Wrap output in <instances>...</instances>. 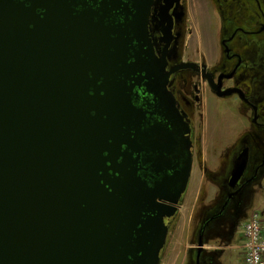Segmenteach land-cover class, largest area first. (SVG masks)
<instances>
[{
    "label": "water",
    "instance_id": "95a60500",
    "mask_svg": "<svg viewBox=\"0 0 264 264\" xmlns=\"http://www.w3.org/2000/svg\"><path fill=\"white\" fill-rule=\"evenodd\" d=\"M158 1L169 41L184 0ZM153 5L0 0V264H159L193 143Z\"/></svg>",
    "mask_w": 264,
    "mask_h": 264
},
{
    "label": "flooded vegetation",
    "instance_id": "af4514ba",
    "mask_svg": "<svg viewBox=\"0 0 264 264\" xmlns=\"http://www.w3.org/2000/svg\"><path fill=\"white\" fill-rule=\"evenodd\" d=\"M157 1L154 0L151 8L150 38L155 53L166 58L167 69L171 72L170 89L185 121L191 126L194 165L201 166L202 159L206 160L198 154L203 140L199 131L202 123H197L204 108V91L209 90L218 101L235 98L249 116L248 131L245 130L239 142L227 149L231 154L221 167L212 172L206 163L202 164L207 177L217 180L220 191L215 205L202 211L195 240L198 242L204 227V245L212 237L230 243L241 222L240 215L250 208L254 188L264 182V0H215L221 20L222 50L216 63L185 57L186 39L192 32L188 27V0L181 11L185 13L184 18L179 19L177 3L169 11L174 21L169 41L162 39L163 33L157 26ZM161 2L158 1L159 6ZM184 63L192 64L185 67ZM245 152L246 169L239 181L231 186L233 171ZM225 247L221 244L209 253L204 247L199 255L195 248L192 264H219L216 258L224 254Z\"/></svg>",
    "mask_w": 264,
    "mask_h": 264
},
{
    "label": "rangeland",
    "instance_id": "374dc122",
    "mask_svg": "<svg viewBox=\"0 0 264 264\" xmlns=\"http://www.w3.org/2000/svg\"><path fill=\"white\" fill-rule=\"evenodd\" d=\"M188 7V27L192 32L188 40L186 39L188 50L185 48V57L216 63L221 58L222 50L221 20L215 9V0H188ZM202 106V114L196 119L198 124L202 123L199 131L203 140L198 154L205 157L206 153L207 159H202V164L206 163V167L214 172L230 156L231 152L228 153V150L248 131L246 129L249 127V116L235 98L218 101L209 90L204 91ZM227 140L231 141L225 145ZM202 164L194 165L188 193L186 192L182 200L179 213L169 231L167 246L161 253V264H192L194 261L193 250L197 246L195 234L202 219V211L215 205L220 191L217 180L207 177ZM256 212L263 218L264 185L262 188H254L252 203L242 218L233 241L226 243L224 240L223 243L215 237L209 238L206 242V252H212L222 244L223 247L226 246V250L216 261L219 264H242L240 228L247 218Z\"/></svg>",
    "mask_w": 264,
    "mask_h": 264
},
{
    "label": "built area",
    "instance_id": "2783aa9c",
    "mask_svg": "<svg viewBox=\"0 0 264 264\" xmlns=\"http://www.w3.org/2000/svg\"><path fill=\"white\" fill-rule=\"evenodd\" d=\"M256 212L245 222L242 229L243 264H264V215Z\"/></svg>",
    "mask_w": 264,
    "mask_h": 264
},
{
    "label": "bare ground",
    "instance_id": "6f19581e",
    "mask_svg": "<svg viewBox=\"0 0 264 264\" xmlns=\"http://www.w3.org/2000/svg\"><path fill=\"white\" fill-rule=\"evenodd\" d=\"M230 141H231V140H227L226 143H224V144H225V145H228V144L230 143ZM192 177H193V176H192ZM192 177H191V179H192ZM187 191H188V190H187ZM187 191H186V192H187ZM187 193H188V192H187ZM184 195H185V194H184ZM184 195H183V197H184ZM175 217H176V216L173 217V220L175 219ZM166 246H167V245H166Z\"/></svg>",
    "mask_w": 264,
    "mask_h": 264
},
{
    "label": "crops",
    "instance_id": "0c3cea01",
    "mask_svg": "<svg viewBox=\"0 0 264 264\" xmlns=\"http://www.w3.org/2000/svg\"><path fill=\"white\" fill-rule=\"evenodd\" d=\"M205 159H207V157H206V153H205ZM243 264V263H242Z\"/></svg>",
    "mask_w": 264,
    "mask_h": 264
}]
</instances>
